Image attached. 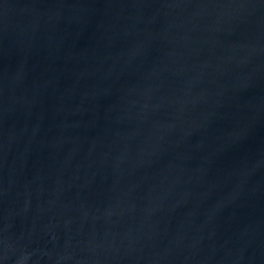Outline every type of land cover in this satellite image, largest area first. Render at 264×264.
<instances>
[{
  "label": "water",
  "instance_id": "1",
  "mask_svg": "<svg viewBox=\"0 0 264 264\" xmlns=\"http://www.w3.org/2000/svg\"><path fill=\"white\" fill-rule=\"evenodd\" d=\"M0 264H264V0H0Z\"/></svg>",
  "mask_w": 264,
  "mask_h": 264
}]
</instances>
